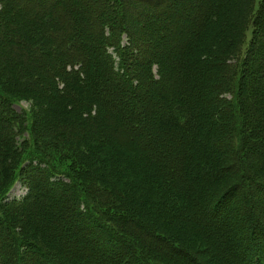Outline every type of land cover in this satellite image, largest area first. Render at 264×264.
Instances as JSON below:
<instances>
[{
    "label": "trees",
    "instance_id": "trees-1",
    "mask_svg": "<svg viewBox=\"0 0 264 264\" xmlns=\"http://www.w3.org/2000/svg\"><path fill=\"white\" fill-rule=\"evenodd\" d=\"M173 1L46 0L42 6L35 5L36 9L24 16L22 26L15 29V39H10L13 48L5 45L11 56H5L6 62L0 69L4 74L0 78V96L7 95L0 98V211L11 220L8 224L0 218V264H62L47 250L25 246L22 235L31 229L43 235L37 237L50 245L54 243L69 264L87 261L92 264L86 256L89 249L86 246L87 242L95 243L96 237L102 238L101 250L106 247L113 256L114 244L120 241L115 233L121 232L136 239L151 259L146 260L142 252L126 245L119 248L118 254L124 257V264H200L183 250L173 248L176 255L168 256L162 253L164 247L160 245L147 253L146 242L156 240L167 245L168 236L158 234L162 232L160 228L181 242L179 232L190 233L188 226L204 235L202 241L209 248L214 264H228L227 256L223 255L228 253L226 250L218 255L211 252L213 247H228L218 233L221 229L204 228V222L201 227V223L193 220L197 214L208 213L201 198L204 195L210 196V200L217 198L218 192L225 188L219 186L226 181L240 186L252 181L250 185L255 191L248 188L243 192V198L247 199L243 215L248 217L249 236L252 238L258 232L256 240L264 245V225L259 220L261 215L264 218V211L257 209L263 207L259 198H264V147L258 145L257 139L264 141V134L258 131L261 122L253 120L254 113L264 108V96L262 101L252 96L264 91V0H258L249 10L243 25L238 23L231 28L226 17L236 0H197L193 4L196 12L191 14L194 25L190 33L183 24L171 26L169 9ZM150 9L155 10L153 15ZM129 10L141 28L125 20L123 13ZM1 11L0 5V39L5 41L11 34L5 25L9 14ZM146 15L152 16L150 24ZM157 16L166 17L160 22V28H164L161 38L176 46L164 54L144 47L135 39L139 33L159 34L153 20ZM240 17L236 18L238 22ZM180 18H173L175 25ZM237 26L242 28L238 48L237 44L232 46L230 36ZM168 28L171 31L167 33ZM171 36L175 40H170ZM223 42L228 44L223 46ZM261 55L263 62L259 64ZM246 63H252L249 72ZM8 64L18 67L16 76ZM175 72L178 79L172 82ZM245 72L247 76L260 72L257 87L253 88L255 93L246 98L242 93ZM39 75L53 97L40 125L31 109L15 110L21 99L40 107L41 99H47L48 95L39 89L42 83L36 82ZM17 76L27 81L17 83ZM157 91L160 96L156 110L153 95ZM131 97L130 104L141 101L140 115L132 109L123 111V104ZM240 108L244 111L241 118L234 116L235 109L240 115ZM157 120L160 129L155 127ZM261 129L264 130V123ZM173 135L175 142L168 146ZM252 137L257 140L254 144L249 141ZM43 143L46 152L37 148ZM220 144L222 149L214 151ZM249 146L254 153L248 161L240 153ZM54 147L62 151L61 160L68 159L67 172L62 173L69 182L68 189L74 191L76 202L85 204L81 203L80 213H75L71 229L65 222L54 221L58 215H69L71 206L67 208L58 201L45 206L34 189L40 186L42 174L31 172L33 176H24L33 165L50 174L48 186L61 184L55 176L60 174L47 168L45 158L43 161L41 157ZM248 167L254 171L248 173ZM19 181L22 185L29 182L33 191L29 187L25 199L10 203L12 206L7 201L11 207L4 208V197ZM29 197L34 199L30 206L26 201ZM253 197L258 201H252ZM23 203L24 208H19ZM139 218L149 223L152 230L155 227L157 236L152 230L139 228L136 221ZM48 219L52 220L55 233L46 228ZM102 220L105 224L100 225ZM172 220L180 226H176L179 232L167 229ZM77 221L84 226L80 236L75 233ZM95 221L98 227L92 225ZM108 223L114 232L108 230ZM193 225H198L197 231ZM247 245L242 244L241 249ZM253 248L259 252H254L255 257L248 259V264H264V246ZM229 259L235 264V260ZM110 260L111 257L106 262L111 264Z\"/></svg>",
    "mask_w": 264,
    "mask_h": 264
},
{
    "label": "rangeland",
    "instance_id": "rangeland-1",
    "mask_svg": "<svg viewBox=\"0 0 264 264\" xmlns=\"http://www.w3.org/2000/svg\"><path fill=\"white\" fill-rule=\"evenodd\" d=\"M45 1L46 0H37L36 3H31V1L21 0V2L19 3L18 0L17 1L16 0H0V5L2 7V11L1 12L2 13L6 12V13L9 14V16L7 17L6 22H5L6 29L7 30H11L10 37L8 35V38L5 39V41H2L0 39V69H1V67L3 65V61L6 62L5 56L6 55L7 56L10 55V51L11 50L9 51V54H7L8 51H7L6 47H5V45L6 46L7 45L10 46V45L13 44V41L12 40L10 41V39H15V32H16L15 29L19 28L20 26H22V21H23L24 16H28L32 10L34 11V9H36L35 5H37V4L39 5L40 4V6H42L43 4H45L44 3ZM115 1L117 2V0H115ZM196 1L197 0H175V1H173V5L169 9V13L171 15L170 16V18H171L170 21H171V26L172 27H175V26L177 27L179 24H183L186 28L189 29V33H190V30L192 28L191 26L194 25V21L191 20V14L192 13L194 14V12H196V9H193L194 8L193 4ZM236 1H237V4H236V2L233 3L234 6L228 10V16L226 17L227 21H228V27L229 28L235 26L238 23L239 24L242 23V25H243V20L245 22V20L248 17L249 10H251L253 7L256 6L258 0H254L253 2H251L252 0H240V1L236 0ZM117 4L118 3H116L115 6H117ZM132 7H134L133 4H132ZM150 11H151V14L153 15V11H155V10L150 9ZM131 13H132V11H130V10L129 11H124L123 14H124L125 20L133 22L136 25L135 26L136 28L139 27V26L141 28L142 25L138 21H136L134 19V17L131 15ZM177 16H180L182 18L177 20V23L175 25V21H174L173 18H175ZM238 16H241L240 18H241L242 22L241 21L240 22L237 21L236 18ZM167 17H168V15H167ZM145 18L147 19V23L148 24H150L149 23L150 21L152 22V16L150 17V16L146 15ZM164 18H166V17H163V16L153 17V20H154L155 24H157L156 26L158 27V30H159L158 31V33H159L158 35L156 34L155 36H153V35L148 36L145 33H139L138 36H136V38H135L140 44L145 45L144 47L147 46V47L151 48L150 50L157 51V52H159L161 54H164L163 52H165V51H167L169 49L171 50L172 48L176 47V46H174V43H170L169 41H166V40L161 38V36H162V32L161 31H163L164 28H162V29L160 28L161 27L160 22L163 21ZM170 18H167V20H169ZM0 19L2 20V16L1 15H0ZM3 19H4V17H3ZM217 22H218V25L220 26V19ZM158 23H159V25H158ZM0 25H2V24L0 23ZM241 29L242 28H238V26H237V28L234 29L230 33V36H232L231 40H232V46L233 47H235V45L237 43H239L238 41L241 38V34H240L241 33ZM169 31H171V30H169V28H168L167 33ZM163 34H166V33H163ZM263 35H264V31H263ZM157 36H159L161 39L158 40ZM247 38H248V35H247ZM170 40H175V39L171 36ZM227 44H228L227 42H223V46H226ZM215 45H217V42H215ZM13 46L14 45L10 46L11 49L13 48ZM237 46H238V44L236 45V47ZM263 47H264V42H263ZM256 62L258 63V58H257ZM262 62H263V60H262V55H261L259 64H262ZM139 63L140 62H138V64ZM247 64H248V72H249L252 63H246L245 67L247 66ZM8 65L10 66V64H8ZM11 68L12 69H9V70H11L13 75L16 76L17 74L15 72L18 71V67L15 66V67H11ZM2 70L5 71V69H2ZM248 72H245L246 75H244V79H243V82H242V83H244L243 84V92L242 93H243V96L245 98L247 96H249V95L251 96L252 92H253V94L255 93V89H253V88L257 87L256 78H258L260 76V74H259L260 72H254V73L250 72L249 75L247 76ZM2 75H4L3 72H0V78L2 77ZM178 75L179 74H176V72H175L172 75L173 78H172L171 81L175 82V80L178 79ZM36 77H37L36 78L37 79L36 82L39 85L40 83H42V77L40 75L36 76ZM22 78H25V77H21L20 78V77L17 76V79H15V81L17 83H21V84L23 82L27 81V79L24 80ZM44 82H46V81L44 80ZM17 85L20 88H22L20 84H17ZM18 86H17V88H18ZM172 87H173L174 90H176V85L173 84ZM39 89L41 90L42 94L46 93V95H48L47 99H41L40 104L42 106L44 105L43 107L42 106L40 107L39 105L35 104V102H31L29 100L21 99V101L18 100L20 102L17 101L19 107L17 106L15 108V110L16 111H20V109H22L25 112H27V110L31 109V111L36 114L37 119L40 122L39 123V125H40L41 122L46 117L45 108H49L50 107V102H52L53 97L49 96V95H51V93L46 91L47 89H46V86H44V83H42V86H39ZM258 94L259 95H252V96L260 97V100L262 101L261 97L264 96V91H259ZM2 96L3 97L0 96V98H4L5 96L7 97V95L4 94V93L2 94ZM153 96H154V98H153L154 99L153 100L154 104L153 105H154V108L157 110V107L159 105L160 91H157L156 94H154ZM132 98L133 97L129 98L128 101L125 104H123V111H130V109H132L135 113H138L140 115L142 113L141 111H143L142 106H141V101L138 104H130V103L133 102ZM246 102H248L247 99H246ZM260 103H262V102H260ZM51 110H52V108H51ZM239 111H240V115L238 114V110L235 109L234 116H237V117L241 118L243 116L241 111L244 113L243 108H242V110L240 108ZM248 112H250V111H248ZM234 116H233V118H234ZM259 117H261V118H259ZM253 120H254V122H258V123L261 122V125H260V123L258 124L259 130L258 129L257 130L260 131L261 134H264V130L261 131L262 130L261 129L262 123H264V108H263V110L259 109L256 113H254ZM137 123H138V125H141V123L139 121H137ZM233 125L234 124L232 123V126ZM155 127L160 129V124H159L158 120L155 121ZM46 132H48V131H46ZM247 132H248V130H247ZM247 134H245V135H247ZM258 134L259 133H256V135H258ZM136 140H140V139H136ZM257 140L259 142L258 145H261L262 147H264V141L262 140V142H260L259 139H257ZM257 140L253 139V137H252V140L250 138L249 141L254 144V142H257ZM174 142H175V136L173 135L172 139H171V142L170 141L168 142V146L169 145H173ZM155 145H156V147H159L158 143H156ZM221 147H222V144H220L219 147L216 146L213 149H214V151H218L219 149H222ZM37 148H38L39 151H42V152H46V150H47L46 147H44V143H43V145L40 148L39 147H37ZM53 149L54 150H51V149L49 150L48 149V153L45 154V155H42L41 157H42L43 161H44V158H45L44 162L46 163L47 168H52L54 170V173L60 174V175H55V176L57 177V179L60 181L61 184H57V185L52 186V187L48 186L49 183H48L47 179L50 177V174H47L46 172L42 173L43 170H40V168L37 167L39 169V171H38V169L34 168L33 165H31V167L33 169L30 168L32 170L29 173L25 172L24 176H26V175L27 176H31L32 175L31 172H34V173L40 172L42 174L41 177L39 178V182H40L39 185L40 186L37 187V188H34V189H35V193L37 192L36 193L37 194V198L39 200H42V202L44 203L45 206L49 205V204H51V205L54 204V201L62 202L63 204L66 205L67 208H69L68 206H71L70 210L68 209L69 210V215L68 214H65L63 216L58 215L56 217V220H54V221H58V222L61 221L62 223L65 222L66 223L65 225L68 228L71 229L70 226L73 225L72 222H74L73 220H75V218L77 216V215H75V213H80L81 206L84 203L81 202L82 203L81 204L80 202L79 203L76 202V199L73 197V192L74 191H72V190L70 191L68 189L67 186L69 185V182H68V180H66L64 178V175L62 174V173L67 172L68 162H66V161H68V159L64 158V160H61V159H63L61 157V156H63L62 151L61 150L58 151L57 147H54ZM253 153L254 152L252 151L251 147L249 146L246 150H244V151H242L240 153V156L244 155L245 159L249 161L250 158H252V154ZM48 155H49V157H48ZM143 156H145V155H143ZM143 159L148 160V157L145 156V157H143ZM46 165H45V168H46ZM249 171H254L253 167H250V168L248 167V173H249ZM251 173H252V175H258L256 172H251ZM56 177H54L52 179H56ZM52 179H51V181H54ZM251 182H252L251 180H248V182L246 184H244V186H242V185L240 186L239 184H236L235 182L231 181L230 184L231 183H235L234 186H231V187H227L228 185H230V184H228V181L224 182V184L220 185L219 187L220 188L225 187V188H224L223 191L221 190L220 192H218V197L217 198H213V200H210L209 199L210 196H207V195H204L201 198L202 203H205L204 204L205 205V209L208 212L207 215H199V214H197L198 215V216L196 215L197 217L196 216L193 217L194 218L193 220H196L198 223H201L200 224L201 227L203 225L202 222H204L206 224V226H204V228H208V229L213 230L214 227H217V228L221 229V231L218 232V233L220 234V236H222V239H224L226 241V246H228V247H225L223 245L222 246H218V247H213V248H211V252L212 253H217V255H218L220 253L225 252V250H226V252H228V253H226V254L223 253V255L227 256L225 259L228 262V264H232V262L229 259V257L236 261V262L233 261L235 264H248L247 260L254 258L255 257V253L258 254V252H259V251H256L255 248H253V247L255 245H260L261 248L264 246V245L260 244L261 241L256 240V239H258V232L252 237V238H254V241L253 242L250 241L251 237L249 236L248 217L243 215L244 206L247 204V199L243 198V194H244L243 192H244V189H247V190H248V188L252 189V186L250 185V184H252ZM28 183H26L25 185H22L21 182L19 181V182L15 183L13 185V188L11 189V192L4 197V199H5V201H3L4 203L2 202V204H6L5 205L6 207H4V208H10L12 206V204H10V203H12V202L15 203V202H17L19 200L25 199L24 197L28 194V188L29 187H31L32 191H33V186L31 184L29 185ZM27 184H28V186H27ZM252 190L255 191L254 189H252ZM159 191H160V187H159V189L157 188V193ZM75 192H76V190H75ZM31 198L32 197H29L28 199H26L28 206L33 204L32 201L34 199H31ZM255 200L258 201L257 198L253 197L252 201L255 202ZM259 200H261V204L264 207V198L260 197ZM7 201H8V203L11 206L7 205ZM209 201H212V204L209 205ZM20 206L21 207H19V208H24L25 205L23 203V204H20ZM84 207H86V206H84ZM263 207H260L261 209H259L258 206H257V209L261 210V211H264ZM212 211H213V213H211ZM252 216L254 217L253 214H252ZM87 217H88V215H87ZM184 217H186V216H184ZM0 218L3 221H5L6 223H8V224H10V222H11V220L8 221V219L2 214L1 211H0ZM88 218H89L90 221L92 220L90 217H88ZM193 220H191L192 223H193ZM259 220L261 221L260 223L264 225V218L262 217V215L259 216ZM136 221H137V224H138L139 228L147 229V230H150V231L152 230L150 228V226H149L150 224L146 223V222H143L142 219L136 220ZM46 223H47L46 228L52 230L53 233H55L56 230L54 229L52 220L48 219V222H46ZM100 223H101L100 225H103V224H105V221L102 220ZM210 223L212 225H214V226L209 225ZM92 225H95V227H98L99 223H97V221H95ZM78 226H80L81 228H79ZM108 226H109L108 230L113 231L112 230L113 227L109 223H108ZM176 226H179V225L174 223L173 220H172V224H170V226L167 227V229H169V231H171V232H179L180 230L178 231ZM193 226L195 227V229L197 231V228H199V227H197L198 225L197 226L193 225ZM83 228H84V226H82L81 221H77V229H78V231H76L75 233L78 236H80V231L83 233ZM153 228L154 229L152 231L157 236V234H156L157 229H155V227H153ZM160 229L162 230V232L158 231V234L168 236V239H169L168 243H170V246H168L169 245L168 243H167V245H164L159 240H158L159 242H157L155 240L154 243L153 242H146V246L148 247L147 248V253H149L151 251V248L153 246H157V247L163 246L164 249H163L162 253L165 252V254H167L168 256L172 257V256L176 255V253H173V250H172L174 248L175 251L183 250V251L188 252L189 254L191 253L192 258L194 260L198 261L200 264H214L213 256H211L210 253H208L209 248H206L205 245H204L205 244L204 241H202V238H204V235H200V232H194L193 229H191L188 226V229H189L190 233L186 232L185 230H181L182 234L179 232V236H180L179 239H180L181 242H179V241H176V238H171V235L170 236L167 235V233H165L162 228H160ZM26 233L27 234L24 235V233H23V235H22V239L26 242L25 243L26 247H28V246H37L38 248L47 250L60 263H62V264L68 263L67 261L64 260V258L61 255H59V253H58L59 250L57 249L56 245L54 243H53V245H50V243L46 242V240H44V238H42V237H44L43 235H40V234L38 235L32 229L28 230ZM115 235L120 239V241L116 242L114 244L116 253L113 256H112L111 253H109V251H108V249L106 247H105V249L103 248V250H101V248H102V246H101L102 245V238L101 237H96L97 241H95V243L90 244V242H87L88 243V245H87L88 247L86 246V248L87 249L89 248V249H88V252L86 253V256L91 259V263L92 264H96L97 262L100 263V264H109L108 262H106V260H109L110 257H111V260H110L111 264H124V262H123L124 257L122 255H121V257H118V254L121 252L119 250V248L126 247V245L131 246V249L132 248L133 249H137L138 251L142 252L143 257L145 259L147 258L146 260L151 261V259L148 257L150 255V253H149V255L146 254L145 249L139 244V242L136 239L130 238L129 235L123 234L122 232L121 233H115ZM37 236H42V237H37ZM158 237L163 239L162 238L163 236H158ZM183 240H186L187 242L184 243ZM244 243H247L248 245H247V247L245 249H243V247H242V249H243L242 250L241 249V245L244 244ZM3 246H4V244H2L1 248ZM239 251L240 252H243V251L245 252V253L244 252L242 253L243 257H241V254H240ZM259 257H262V256H259ZM29 260L33 261L31 256L29 257ZM99 260H101V261H99ZM136 260H137V257H135V261ZM88 262L89 261H87V264H88ZM73 264H75V263H73ZM164 264H167V263H164ZM186 264H191V263L188 262ZM218 264H220V263H218Z\"/></svg>",
    "mask_w": 264,
    "mask_h": 264
}]
</instances>
